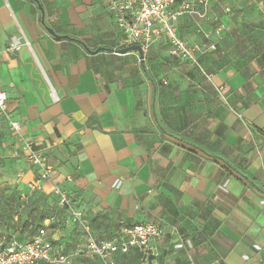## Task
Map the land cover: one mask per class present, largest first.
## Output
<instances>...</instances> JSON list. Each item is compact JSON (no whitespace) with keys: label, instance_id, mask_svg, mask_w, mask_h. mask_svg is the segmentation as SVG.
Instances as JSON below:
<instances>
[{"label":"crops","instance_id":"0c3cea01","mask_svg":"<svg viewBox=\"0 0 264 264\" xmlns=\"http://www.w3.org/2000/svg\"><path fill=\"white\" fill-rule=\"evenodd\" d=\"M39 1L46 24L74 40L50 34L34 0H0V162L16 165L20 194L38 176L31 144L54 164L42 190L66 188L99 240L162 220L150 259L119 252V264H264V9L210 0L205 18L179 16L185 41L217 45L201 55L209 80L165 40L142 61L122 52L108 0ZM64 210L46 240L73 264H101Z\"/></svg>","mask_w":264,"mask_h":264},{"label":"built area","instance_id":"2783aa9c","mask_svg":"<svg viewBox=\"0 0 264 264\" xmlns=\"http://www.w3.org/2000/svg\"><path fill=\"white\" fill-rule=\"evenodd\" d=\"M108 9L115 24L123 34V46L139 45L143 53L159 40H165L171 56L185 60L197 67L209 80L213 74L208 72L201 63V55L206 49L216 50L215 43L189 44L179 35V16L189 14L195 18H205L210 9V0H108ZM230 11V8H227ZM224 25L215 29L220 34ZM207 39L210 34L205 35ZM15 48V46H13ZM143 57L138 56L142 61ZM165 84H167L165 82ZM224 86L217 88L224 98ZM8 95L0 89V114L7 111ZM17 134L22 133V126L17 121L10 122ZM27 160L37 168L38 176L29 184L31 190H42L43 183L50 180L54 164L41 149L28 144ZM53 193L62 208L69 210L76 223L84 224L83 215L76 209L72 194L62 186H54ZM87 235L86 253L97 257L101 264H119L117 254L136 251L144 261L154 254V242L165 234L162 220H153L142 224L124 225L116 240H99L90 229L83 225ZM46 231L40 232L31 241L21 243L17 240L8 245L0 243V264H73L71 255L56 249L46 240Z\"/></svg>","mask_w":264,"mask_h":264},{"label":"rangeland","instance_id":"374dc122","mask_svg":"<svg viewBox=\"0 0 264 264\" xmlns=\"http://www.w3.org/2000/svg\"><path fill=\"white\" fill-rule=\"evenodd\" d=\"M244 5L249 10L264 9V0H244ZM228 7L231 11L240 9L238 2L223 7V10L226 11ZM219 22V18L216 19L215 25ZM9 131L15 132L11 128ZM15 173L16 165L0 162V237L29 240L42 228L49 230L53 226L63 225L62 209L54 193L36 190L26 191L22 196L17 190ZM52 218H55L54 223H46L47 219Z\"/></svg>","mask_w":264,"mask_h":264},{"label":"water","instance_id":"95a60500","mask_svg":"<svg viewBox=\"0 0 264 264\" xmlns=\"http://www.w3.org/2000/svg\"><path fill=\"white\" fill-rule=\"evenodd\" d=\"M34 1L38 3V5H39V7H40V9H41V11H42V22H43V24L46 26V28H47V30L50 32V34H52V35L55 36L56 38H64V39H73V40H74V38H72L71 36H69V35H61V34H58L55 30H53L51 27H49V26L46 24V22H45V12H44L43 7H42L41 4H40V1H39V0H34ZM75 40H77L78 42L82 43V44L84 45V47L87 49V51L90 52V53H97V52L102 51V50H107V48H105V47H99V48L96 49V50H92V49H90V48H89V47H88L83 41L78 40V39H75ZM121 51H122V52L138 51V52L140 53L141 57L144 56V55H143L142 48H141V46H139V45L129 46L128 48L123 49V50H121Z\"/></svg>","mask_w":264,"mask_h":264},{"label":"trees","instance_id":"16d2710c","mask_svg":"<svg viewBox=\"0 0 264 264\" xmlns=\"http://www.w3.org/2000/svg\"><path fill=\"white\" fill-rule=\"evenodd\" d=\"M33 191V190H32ZM34 191H36V190H34ZM55 195V194H54ZM57 198V197H56ZM57 200H58V198H57ZM59 204V203H58ZM60 206V205H59ZM61 207V206H60ZM61 209H62V207H61ZM65 208H63L62 210H64ZM67 210V209H66ZM65 211V210H64ZM42 229H44V228H42ZM40 232V231H39ZM38 232V233H39ZM37 233V234H38ZM36 234V235H37ZM36 235H34V236H36ZM34 236H32L29 240H18V239H12V240H8V238L7 237H5V236H1L0 237V243H2L3 245H8L9 243H11L12 241H14V240H17V241H19V242H21V243H25V242H29V241H31L32 240V238L34 237Z\"/></svg>","mask_w":264,"mask_h":264}]
</instances>
